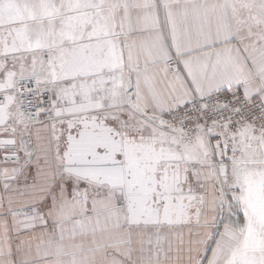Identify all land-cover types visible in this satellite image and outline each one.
<instances>
[{"label": "snow or ice", "instance_id": "6c2138e0", "mask_svg": "<svg viewBox=\"0 0 264 264\" xmlns=\"http://www.w3.org/2000/svg\"><path fill=\"white\" fill-rule=\"evenodd\" d=\"M0 264H264V0H0Z\"/></svg>", "mask_w": 264, "mask_h": 264}]
</instances>
